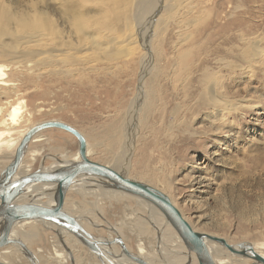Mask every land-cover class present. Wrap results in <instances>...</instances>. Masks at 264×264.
<instances>
[{"label": "rangeland", "instance_id": "374dc122", "mask_svg": "<svg viewBox=\"0 0 264 264\" xmlns=\"http://www.w3.org/2000/svg\"><path fill=\"white\" fill-rule=\"evenodd\" d=\"M155 2L150 0L133 10L130 0H86L85 5L80 0H0L2 20L11 18V22L43 25L54 22L61 32L74 22H91L95 27V22H115L114 27L119 28L115 29V37L123 42L127 36L132 38L127 45H119L118 50L128 51V56H123L117 64H108L99 58L100 54L83 50L85 53L81 51L79 57L89 63L83 61L85 64L80 68L56 69L62 72L59 78L50 75L46 62L41 65H12L17 59L4 62L10 82L9 86H0V107L7 111L9 105L21 104L22 120L13 136L46 121L68 124L84 135L91 161L109 165L130 179L164 191L196 232L222 238L230 245L251 243L264 255V0H198V6L195 2L191 5L190 14L183 0L172 16L177 14L175 17L185 22L179 23L173 16L170 20L167 18L165 25L159 23L161 14L154 9ZM240 34L254 37L258 42V49L263 51L258 57V66L247 64V58L238 59L246 47L238 40ZM155 38L160 42L159 59L154 50ZM183 38H186L184 44ZM174 43L180 44L177 50L188 57L189 63H194L193 73L182 87H187L183 93L176 90L178 86H172ZM251 52L247 51L252 57ZM203 65L222 72L226 82L224 96L230 101L235 98L234 101L243 102L218 134L203 120L205 109L196 117L185 111L197 105L195 98L200 88L196 76ZM160 69L162 74L158 78ZM145 84L149 87L155 84L157 100L151 103L145 100L143 110L138 109L136 113ZM177 108H181L180 113L174 117L172 111ZM112 122H117L121 129L125 127L124 137L127 130L136 133L135 138L130 136L132 141L126 139L131 144L130 158L121 156L119 146L121 141L125 142L123 137L120 144L117 142L118 148L112 151L107 146L109 141L99 138ZM166 127L172 130L169 140L164 137ZM38 135L44 139L28 145L24 156L27 167L22 174L35 171L41 164L52 167L54 159L69 160L77 151L76 140L63 131L51 129ZM32 150L40 154L31 160ZM12 156L13 153L0 152V170L10 164ZM115 165L119 167L116 169ZM64 208L81 219L82 225L79 224L96 237L107 238L109 234L114 237L109 229L114 227L126 248L136 252L141 234L133 230L131 221L136 219L135 215L146 216L147 206L135 198L118 193L84 194L74 186L66 195ZM94 224L101 226L94 227ZM33 225L41 226L40 223ZM146 228L141 236L143 244L149 251L160 252L162 248L165 258L156 259L164 263L157 264H166L170 259L166 246L170 243L160 241L149 224ZM15 248H7L8 253L1 254L0 260L14 264L16 256L21 264H28ZM30 252L36 255L39 264V251ZM63 254L67 255L64 251ZM146 256L156 262L152 259L155 255ZM186 261L181 258L180 264ZM243 264L255 263L245 258Z\"/></svg>", "mask_w": 264, "mask_h": 264}, {"label": "bare ground", "instance_id": "6f19581e", "mask_svg": "<svg viewBox=\"0 0 264 264\" xmlns=\"http://www.w3.org/2000/svg\"><path fill=\"white\" fill-rule=\"evenodd\" d=\"M80 1H81L82 5L86 4V0H80ZM107 1H112V0H107ZM130 1H131L130 6H133V10H135V8L140 7L143 3H147L150 0H130ZM153 1H155V0H153ZM182 1L183 0H156L154 9L157 12L159 11L161 14V17L159 18V21H160L159 23H161V24L165 23L166 24V22L168 20H170L169 18L174 16V15L172 16V12L176 11L177 7L180 6L177 4H180ZM185 1L187 2V5H188V12L187 13L190 14L193 11L191 8V5L193 4V2H195L196 6H198V0H185ZM124 2H126V0H124ZM98 3H101V1H99ZM121 4H123V3L121 2ZM126 8H128V7H126ZM128 12H130V9L128 10ZM183 14H185V13H183ZM167 18H168V20H167ZM10 20H11V18H9V20H7V19L2 20V18H0V86L1 87L2 86L3 87L9 86L8 83L10 82L9 77H8V73H6V71H8L7 66L4 65V62L11 61L14 59H17L20 62L19 61H17L16 63L11 62L12 65L13 64H25V65H27V64L38 65L39 64V65H41V64H43V62L44 63L46 62V64H47L46 66L49 68L48 71H49L50 75L59 78V75H62V72L57 71L56 69L60 70V68L63 69L64 67L65 68H70V67L80 68V66L82 64L83 65L85 64L83 61L86 62V60L84 58L79 57L81 51H83V50H85V51L91 50L94 53L100 54L99 58H102L103 59L102 61L107 62L108 64H111V63L117 64L119 62V60L123 58V56H128V51L121 52L120 50H118L119 45H121V46L123 44L127 45L128 43H130V41L132 39V38L129 39L130 38L129 36H127L128 37L127 38L126 35H123V37L125 36L127 38L126 42L124 41L125 42L124 43L122 40L120 41L118 37H115L114 32L115 33L117 32V31H115L116 28L114 27V24H116L115 22H95L96 27L91 22H74V23H72L71 26L66 27L61 32V29L58 28L54 22H47L46 25H43L42 23H37V22H11ZM154 20H155V18L153 19V22H154ZM150 21H148V22H150ZM177 22L180 23V22H185V21L181 20V19H177ZM10 23L13 24V25L11 24L12 25L11 28L9 25ZM117 29L119 30V28H117ZM151 29H153V28H151ZM123 32H124V30H123ZM159 34H160V32H159ZM150 36H153V35H150ZM177 36H178V34H177ZM261 36H259V37H261ZM238 40L240 42H244V44L246 46L244 49L242 48L243 50L239 53L238 59L247 58V62H246L247 64H251V66H253V65L258 66L260 64L258 57L260 56V54L263 51L260 52V50L258 49L259 45H258V42L255 41V38L240 34L238 36ZM154 42H155L154 43L155 54H156V56L158 55L157 57L159 59L161 56L160 55L161 51L158 52L157 48L159 47L158 43H160V42H159L158 38ZM185 42H186V38L185 39L183 38V44ZM133 43H134V41H133ZM179 46H181V45L175 44V46L173 48V52H172V55L174 56L173 65H172L173 72L170 74H171V78L174 79L173 83H172L173 88H174V86L175 87L178 86V87H176L177 88L176 90H178V92L180 91L183 93L186 91L187 87H184L183 89H182V87L184 86L185 83H187V81H189V77L191 76L190 73H193V72H191V70H192V67L194 66V63H189L188 57L184 56V54L182 52H179L177 50V48ZM145 47H148V46H145ZM149 47L147 49H149ZM161 48H162V46H161ZM247 49L248 50L250 49V51L253 52L252 57L249 56L250 53H247V51H248ZM152 52H153V50H152ZM83 53H85V52L83 51ZM85 58H87V57H85ZM40 59L43 61H40ZM87 61H89V60H87ZM200 61L202 64H205V62H203L202 60H200ZM224 62L227 63L228 61H224ZM166 65H170V64L167 63ZM226 65H228V63ZM231 65L233 66V64H231ZM247 66H249V65H247ZM199 68H200L199 76L195 75L196 77H198L197 78V86L200 88L199 96L197 99L195 98V103L197 105L194 107H191V108L188 107L187 109H185V111L190 113L191 117H196V115L201 113L200 110L205 109V117L203 118V120L206 121L207 126L210 125L211 127L214 128L213 132L218 134V132L221 131V128H223L224 126L226 127L225 124L228 121V117H230L231 114H234V112H237L241 109V107L243 106V102L241 101V99L234 101L235 98L232 101H230L229 98H227L228 96L227 97L224 96L226 93L224 94L223 89L226 88V86H225L226 82H225V77L221 76L222 72L220 73L219 69H218L219 71L216 70L217 72H215V71H213V69H211L207 66L204 67V65L200 66ZM88 69H90V68H88ZM195 70H197V69H195ZM9 72H11V71H9ZM154 73H155V71H154ZM13 74L14 73L11 72L10 76H13ZM161 74H162V71L160 69L156 75L159 78L161 76ZM153 76H155V74H153L151 76V78ZM142 86H144L143 94H142L140 106H139V108H137L136 113H138V109H139V111L143 110L142 107L144 106L145 100H149L150 101L149 103H151L153 100H154V102L157 100V98L155 97V94H154L155 84H153L151 87H149L147 84L142 85ZM186 86H188V85L186 84ZM197 95L198 94H196V96ZM149 106H151V105H149ZM8 108L9 109L6 111V108L0 107V152L5 151L8 153H13V156H14V151H15L16 147L18 146L22 136L25 134V132L29 128H27L22 135L13 136L14 130L17 129L16 126H19V124L21 123L23 111H22V107H21L20 103H18L15 106L9 105ZM195 108H197V109L195 110ZM180 109L177 108L174 111H172V115L174 117L177 116L180 113ZM181 113H183V112H181ZM127 114L129 115V113H127ZM227 124H229V123H227ZM121 127L119 124H117V122H112L105 127L103 135H99V138L102 137L101 139L108 140L109 142H108L107 146L112 151L113 148L117 147V142L119 143L123 137L125 142L121 141V144L119 143L120 144L119 149H120V152L122 154L121 156H123V157L126 156L128 158L130 156V154L132 153L131 152L132 150H131L130 142L128 143L126 141V139H129L128 141H132L131 139H133V137L136 133H134L133 130L130 129V130H127L128 133L126 131L127 135L124 137V128L125 127H123L122 129H121ZM171 131H172L171 127L165 128L166 134H164L165 135L164 137L167 140H169L171 138L170 136H172ZM38 134L33 137L32 141L30 143L40 142L44 139L42 136L40 137ZM80 134L84 137V135L82 133H80ZM131 135H133V137H130ZM84 139H85V137H84ZM26 154H27V152H26ZM39 154H40L39 151H33L32 150V154H30V159L31 160L34 159ZM86 154H87V156H90L87 148H86ZM13 156H12V158H13ZM76 158H77V151H76L75 155L72 156L71 159H72V161H74ZM119 159L116 160L117 161L116 165L119 164V162H120ZM25 163L26 162L23 158V160L20 163V167L18 168L19 171H18L17 175H19V176L24 175L22 173H24V170H25L24 168L27 167L26 165L24 166ZM58 163L63 164V165L68 164V162H66V163L58 162ZM58 163L53 162L50 165L52 167L46 166L48 168L45 167V169H49V168L52 169L53 167H57V166H59ZM102 165H104V164H102ZM116 165H115V167H116ZM104 166L111 168L109 165H106V164ZM117 167H119V166H117ZM117 167H116V169H117ZM112 169H114V168H112ZM1 171H3V170H0V173H1ZM115 171H117V170H115ZM117 172H119V171H117ZM131 180H133V179H131ZM138 182H140V181H138ZM144 184H146V183H144ZM74 186H77L78 191H82V192H84V194H96V193H98L99 195H104V194L108 195L111 193L123 194L120 192L109 191V190L104 189L103 184L99 180L93 179L90 177L77 179L76 184L71 186L70 190ZM92 186H94V187H92ZM81 187H87V188H81ZM155 189L159 190L163 194H166L161 189H158V188H155ZM27 190H28V192H26L22 197H20L21 201L30 198L33 200L34 203L40 204L43 206H50L52 204V194H51L52 193V187L51 186L48 187V186H44V185H37V186L27 188ZM123 195L129 196L126 194H123ZM132 198H135L140 203L147 206V213H146L147 215L144 216V214L143 215L140 214L141 216H139V217H138V215H135L136 219L131 221V227L133 228V230H135V232L139 233L138 234L139 236L141 234V236L143 237L142 232H145V230L147 229L146 224H149L152 227V229H154L155 232L157 233V236L159 237L160 241L163 240L162 241L163 243L164 242L170 243V246H166L168 249L167 251H169L168 257H170V259L166 262V264H180V259L185 258V261H186V257H187V261L185 262V264L186 263L187 264H198L194 254L188 253V251L183 246V244H182L181 240L179 239V237L177 236V234L173 231V229L170 227L168 222H166L164 220L162 214L156 208H154L152 205L144 202L143 200H140L136 197H132ZM168 198L170 199L171 203L174 205V202L172 201V199L170 197H168ZM42 199L44 201H42ZM17 202H19V201H17ZM71 211H73V210H71ZM140 211H142V210H140ZM68 214H70V213H68ZM71 216H73V215H71ZM98 216H100V215H98ZM100 217L103 219L102 216H100ZM74 218H76L78 220V222L82 225L81 219H79L77 217H74ZM137 219H139V220H137ZM162 220H164L165 222L162 223L163 222ZM31 223H33V222L22 223V224H20V226H23V225L26 226V225L31 224ZM46 226H47V228H49L51 225L46 224ZM95 226L96 227L101 226V224H99V225L94 224V227ZM20 228H22V227H20ZM111 228L113 229V231H115V232L117 231L114 227H111ZM111 228H109V229H111ZM13 230L11 231V236L13 238L21 240L20 236L23 235V231H21V234H20L19 230L18 231L14 230L15 232H13ZM158 231L160 232V234ZM24 233H26V231ZM89 234L92 236H95L91 233H89ZM64 235L66 236L67 234L65 232H62L61 237L63 239H65ZM67 236H69V235H67ZM141 236H140L139 242L136 246V252H131L129 250L128 251L130 253L138 256V257H142L149 264H157V263L163 262V261H158L157 259L159 256H161L162 259L165 258L164 254L162 253L164 250L162 251V248H161V249H159V250H161L160 252L156 251L155 249H152V251H149L147 246L143 244L144 239L141 238ZM120 238H121V236H120ZM112 239H114L113 235L109 234V237H107L106 240L110 241ZM224 241L227 244H229L226 240H224ZM162 242H160V243H162ZM241 244L250 245L252 247V251L254 253H256L259 256H261L262 258H264V255L260 251H257L256 247L253 244L245 242V243H240L237 245H241ZM237 245H231V246H233V248L235 250H240V249L236 248ZM207 246H208V250L210 251V254H211L212 259L215 262V264H243L245 258L252 260L251 258H249L247 256L234 255V254L230 253L226 248L218 245L217 243L208 242ZM11 247L15 248V246H11ZM11 247L9 246L7 248L12 249ZM7 248L0 251V253L7 254L8 253ZM180 249H182V250H180ZM17 250H19V249H17ZM183 250H185V251H183ZM101 251L103 252L104 258L107 260L108 264H126V263L134 264V263L130 262L129 260H127L125 257H120V259L116 258L117 256H119V253H120V247L117 245H111L110 247H101ZM53 253H54L55 257H57L58 259H61L63 262H67L69 260V257L67 255L65 256L63 254V251L60 252L57 249H55ZM224 253L227 255L224 256ZM110 254H112L113 256ZM147 254L155 255L156 257L154 258L152 256V259H155L156 262L154 263L152 260L147 258V256H146ZM0 256H1V254H0ZM74 257L75 256H73V259H75ZM188 257L190 258L189 261H188ZM35 258H37V257H35ZM17 259H18V257H17ZM20 261H21V259H20ZM0 262L6 263L4 260H0ZM35 263L38 264L37 260ZM253 263L258 264L254 261H253Z\"/></svg>", "mask_w": 264, "mask_h": 264}, {"label": "water", "instance_id": "95a60500", "mask_svg": "<svg viewBox=\"0 0 264 264\" xmlns=\"http://www.w3.org/2000/svg\"><path fill=\"white\" fill-rule=\"evenodd\" d=\"M51 129L63 131L76 140L77 158L64 165L58 163L59 160L54 159L59 166L45 169V166L41 164L33 172L23 176L16 175L33 137L40 132ZM85 177L99 180L106 190L136 197L156 208L177 234L188 253L194 254L198 264H215L208 250V242L217 243L234 255L247 256L258 264H264V258L254 253L250 245H237L236 248L240 250H235L222 238L193 230L179 210L171 203L168 196L159 190L142 182L131 180L112 168L91 161L86 154L84 137L77 130L60 121H46L30 127L16 147L10 164L0 173V251L9 246H15L20 250L28 264H36V256L21 240L11 236V231L15 230L16 226L33 222L40 223L44 228H47L46 224L53 227L48 229L57 237L63 251L69 257L70 264H74V259L61 237L62 232L69 235L72 240L74 239L78 245L84 247L98 264H108L101 247H110L111 245L120 247L117 259L125 257L134 264H149L142 257L130 253L122 238L112 228L110 231L114 234V239L110 241L104 237L92 236L83 229L76 218L64 211L66 195L71 186L76 184L77 179ZM37 185L52 187V204L50 206L36 204L32 199L27 203L17 202L21 200L20 197L28 192L27 188ZM0 264L5 263L0 262Z\"/></svg>", "mask_w": 264, "mask_h": 264}, {"label": "crops", "instance_id": "0c3cea01", "mask_svg": "<svg viewBox=\"0 0 264 264\" xmlns=\"http://www.w3.org/2000/svg\"><path fill=\"white\" fill-rule=\"evenodd\" d=\"M60 160H63V159H60ZM63 161H64L63 163L71 162L72 159L63 160ZM76 195L78 196L79 193L77 192ZM30 200L31 199L29 198V199H26L23 201L20 200L19 202L20 203H27ZM65 202H66V199H65ZM64 206H65V204H64ZM64 211H66L65 208H64ZM73 216H75V215H73ZM23 226H19V227L16 226L15 228L16 229L19 228L18 230H19L20 234H21V231H23V235L20 236V238H21V241L26 246H28L27 248H29L31 251H34V252L39 251L38 253H40V254L37 255L39 264H69L70 263V262L68 263L69 260L67 262H63L61 259H58L57 257L54 256V253H53L54 249H57V250H63V249L60 247V245L56 241L55 234L51 230H48V228H44L42 225H41L42 227L41 226H38V227L34 226L33 223L28 224L26 226L23 225ZM20 227H22V228H20ZM49 228H51V226ZM25 231H26V233H24ZM64 237H65V239L63 241H65L64 243H65L66 247L69 249V251L72 253V255L75 256L74 257L75 258L74 264H97L95 258L84 247L76 244V242L71 240V237H69L67 235L66 236L64 235ZM0 254H2V253H0ZM16 263L21 264L20 258L18 260L17 257L14 256V264H16Z\"/></svg>", "mask_w": 264, "mask_h": 264}]
</instances>
